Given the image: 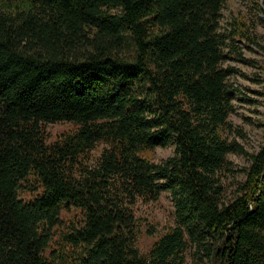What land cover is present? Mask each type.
Wrapping results in <instances>:
<instances>
[{
    "label": "trees",
    "instance_id": "1",
    "mask_svg": "<svg viewBox=\"0 0 264 264\" xmlns=\"http://www.w3.org/2000/svg\"><path fill=\"white\" fill-rule=\"evenodd\" d=\"M226 1L0 0V264H264V144L226 136L222 66L264 45L246 14L221 29ZM229 153L250 164L224 200ZM161 190L175 224L141 253L133 206Z\"/></svg>",
    "mask_w": 264,
    "mask_h": 264
},
{
    "label": "rangeland",
    "instance_id": "2",
    "mask_svg": "<svg viewBox=\"0 0 264 264\" xmlns=\"http://www.w3.org/2000/svg\"><path fill=\"white\" fill-rule=\"evenodd\" d=\"M264 0H257V7L249 0H227L222 9L221 29L223 31L232 22L233 16L246 14L253 22V32L257 41L264 45ZM242 58H226L224 67L234 70L229 75V83L234 91L233 109L229 115L231 128L225 131L226 136L235 138L244 149L256 153L264 144V52L255 44L235 39ZM250 59L251 61H249ZM74 128L70 122H55L46 126L48 138L51 140L59 133ZM99 148L93 153L97 154ZM174 154V145L156 146L150 153V158L161 162ZM226 168L221 171L223 184V199L232 198L245 179V170L249 166V158L240 153H229L226 156ZM137 226V247L141 253H146L152 243L175 224L174 203L170 192L161 190L156 201L144 202L138 200L133 206ZM187 261L192 264H207L187 250Z\"/></svg>",
    "mask_w": 264,
    "mask_h": 264
}]
</instances>
